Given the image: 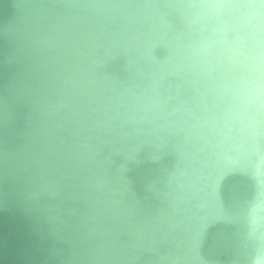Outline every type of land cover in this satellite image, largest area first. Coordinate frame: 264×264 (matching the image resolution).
<instances>
[{"label": "clouds", "instance_id": "9594fccd", "mask_svg": "<svg viewBox=\"0 0 264 264\" xmlns=\"http://www.w3.org/2000/svg\"><path fill=\"white\" fill-rule=\"evenodd\" d=\"M0 264H264V0H0Z\"/></svg>", "mask_w": 264, "mask_h": 264}]
</instances>
